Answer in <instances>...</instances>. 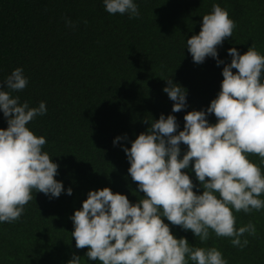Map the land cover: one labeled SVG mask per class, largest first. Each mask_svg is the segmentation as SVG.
I'll return each mask as SVG.
<instances>
[{
  "label": "trees",
  "instance_id": "16d2710c",
  "mask_svg": "<svg viewBox=\"0 0 264 264\" xmlns=\"http://www.w3.org/2000/svg\"><path fill=\"white\" fill-rule=\"evenodd\" d=\"M134 3L140 16L130 19L107 13L103 0H0V82L22 68L29 83L12 95L30 107L46 103V114L27 127L46 138L43 151L59 165L55 179L65 190L59 198L33 190L20 219L0 223V264H68L73 255L81 258L80 264H99L87 259V248H76L70 218L90 191L107 187L133 204L143 198L128 174L123 148L130 149L161 114L174 115L183 130L187 112L206 111L216 98L225 65L217 66L211 57L195 64L186 44L199 34L202 17L211 13L213 4L226 9L236 23L232 37L218 47V58L230 64V48L243 55L252 45L264 55V0ZM168 79L187 90V107L181 112H172L173 102L163 91ZM207 118L216 123L214 114ZM7 126L0 112V129ZM186 151L181 144V159ZM249 159L260 163L258 156ZM182 171L199 188L192 165ZM69 188L71 196L66 194ZM235 215L237 228L249 221L256 226L254 237L245 234L249 244L242 251L229 238L212 233L201 243L191 231L169 226L191 246L216 247L228 264H264V209Z\"/></svg>",
  "mask_w": 264,
  "mask_h": 264
},
{
  "label": "clouds",
  "instance_id": "9594fccd",
  "mask_svg": "<svg viewBox=\"0 0 264 264\" xmlns=\"http://www.w3.org/2000/svg\"><path fill=\"white\" fill-rule=\"evenodd\" d=\"M103 3L109 14H127L130 19L140 16L134 0ZM66 23L74 26L71 20ZM235 28L228 11L213 4L211 13L202 17L199 34L187 39L195 64L211 57L217 66L225 65L220 92L207 110L187 112L183 130L174 115L161 114L130 149L123 148L130 164L128 174L144 197L133 204L126 195L107 187L90 191L82 208L70 218L76 248H87L88 260L99 264H228L214 246L195 247L186 238L177 239L169 224L191 231L201 243L212 233L229 238L241 251L249 244L245 234L256 235L251 221L236 227L235 213L264 209L260 198L264 195V55L255 45L243 55L233 47L228 50L231 63L220 60L217 49L232 37ZM166 81L163 91L173 102L172 112L185 110L187 90L172 79ZM28 83L22 68L0 82V112L8 125L6 130L0 129V223L18 221L33 199V190L52 198L65 191L63 183L55 179L59 165L43 151L46 138L27 127L46 114V103L30 107L12 95L22 92ZM213 114L215 124L207 118ZM121 139L127 137H117L113 144ZM181 144L187 146L182 159ZM250 155L258 156L260 163L252 162ZM190 164L199 188L182 171ZM201 188L202 194H197ZM66 194L71 196L72 189ZM80 262L73 255L68 264Z\"/></svg>",
  "mask_w": 264,
  "mask_h": 264
}]
</instances>
